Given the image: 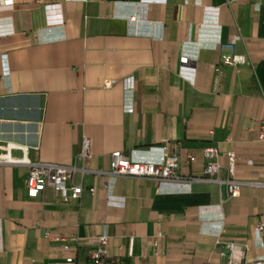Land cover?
Listing matches in <instances>:
<instances>
[{"label": "crops", "instance_id": "crops-1", "mask_svg": "<svg viewBox=\"0 0 264 264\" xmlns=\"http://www.w3.org/2000/svg\"><path fill=\"white\" fill-rule=\"evenodd\" d=\"M12 1L0 0V154L70 165L88 137L92 155L67 203L50 188L30 198L28 167L0 164V264H91L99 235L117 264L264 261V0ZM233 54L247 62L223 63ZM166 143L183 177L204 175L205 148L222 165L234 151L241 195L118 177L109 198L97 171L114 151L161 162ZM47 234L79 240L67 251Z\"/></svg>", "mask_w": 264, "mask_h": 264}, {"label": "built area", "instance_id": "built-area-1", "mask_svg": "<svg viewBox=\"0 0 264 264\" xmlns=\"http://www.w3.org/2000/svg\"><path fill=\"white\" fill-rule=\"evenodd\" d=\"M5 6H13L12 0H2ZM144 13V6L141 9ZM221 47H230L234 49L233 44H223ZM222 61L228 65H237L247 62L246 55H228L223 56ZM219 71V68H216ZM105 87L112 85V81L106 80ZM259 140L264 142V119L261 120L259 127ZM163 160L161 162L137 161L123 151H114L111 154L110 170L103 172L97 171L109 178V198H112V189L118 177H136L151 179L156 182H172L187 183L192 181H212L224 186L222 202L229 199L237 198L241 195V187L246 184L239 180L236 176L237 155L234 151L225 154L227 157V165L219 162L220 152L217 147H207L203 150V156L207 160L204 175L183 177L178 174L180 168V155L177 146L164 144L162 148ZM91 142L88 137H84L82 141L81 152L78 154L75 162L70 165H62L51 162H33L30 159H17L11 156L9 152L0 154V164L23 165L28 167V174L25 178V188L30 198L39 197L40 193L47 188L54 190L59 194L63 202L78 201L84 191L82 184L75 182V175L81 173L85 175L89 171L85 168V162L91 157ZM187 158L190 162L195 161L196 157L188 154ZM82 162V166L77 165V161ZM225 170L226 176L221 178L222 171ZM256 185L264 186V183H256ZM91 192L94 189H90ZM221 213V206L217 207ZM204 211V210H203ZM264 230V223L260 224L254 230L255 239L259 240ZM47 237L53 242H64L63 248L67 251L73 248L78 242V238L66 239L59 236L47 234ZM96 248L90 255L91 264H117V259L113 258L109 251L108 235H99L96 238ZM226 250L230 255L237 251L240 247L235 243H226ZM222 255H225L223 252ZM73 257H68L66 262L61 264H72ZM245 264H264V261L247 262Z\"/></svg>", "mask_w": 264, "mask_h": 264}]
</instances>
